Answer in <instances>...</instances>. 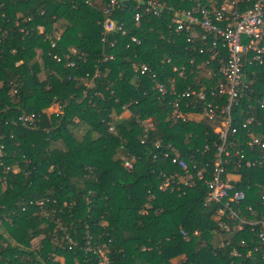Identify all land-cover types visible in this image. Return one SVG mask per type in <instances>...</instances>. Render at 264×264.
Here are the masks:
<instances>
[{"label":"trees","instance_id":"1","mask_svg":"<svg viewBox=\"0 0 264 264\" xmlns=\"http://www.w3.org/2000/svg\"><path fill=\"white\" fill-rule=\"evenodd\" d=\"M107 2L0 0V264H98L86 250L88 238L106 245V264H264L259 225L238 229L239 221L218 216L223 205L207 201L202 180L182 189L162 185L164 173L183 172L171 162L174 152L192 170L210 168L222 140L208 118L170 117L167 100L174 96L157 97L151 72L137 77L135 66L147 64L166 83L174 64L203 56L186 49L184 36L168 33L171 11L146 13L136 8L138 0H121L114 9L124 34L104 33ZM54 29L61 30L57 38ZM250 78V100L242 99L231 115L238 123L253 115L249 131L258 133L264 111L248 104L264 93V67H248ZM31 113V120L20 118ZM147 118L154 127L145 131ZM249 131L239 125L227 136L233 145L223 165L240 174L235 185L245 190L233 209L256 220L264 216V163L244 165L261 152L246 143ZM235 150L242 159L233 157ZM219 236L224 244L215 242Z\"/></svg>","mask_w":264,"mask_h":264},{"label":"built area","instance_id":"2","mask_svg":"<svg viewBox=\"0 0 264 264\" xmlns=\"http://www.w3.org/2000/svg\"><path fill=\"white\" fill-rule=\"evenodd\" d=\"M120 1L108 0L102 8L104 33L120 31L121 34H124L126 32L124 23H116L113 18L114 9ZM181 1L190 2L191 7L187 9L177 8L166 0H138L136 8L142 7L144 12L156 16H161L164 10L171 11L172 14L167 27L168 33L174 32L179 36H184L186 49L203 57L200 60L190 57L184 63L174 64L172 71L175 74L168 77L166 83L159 81L155 72H152L147 64H136L135 72L137 77L151 72L154 88L158 93L157 97L162 98L167 94L174 96L173 99L167 100L173 108L170 117L174 120H189L191 113H202L208 119H220V124L216 126V129L222 143L217 146V152L214 154V161L210 168H208V163H205L200 168L192 170L188 163L179 158L177 152H174L171 156V162L178 165L183 172L164 173L162 185L163 187L182 189L192 185L195 178L202 180L208 189L207 201L220 202L223 205V208L218 210V216L225 215L226 218L239 221L238 229L242 228V223L259 225L255 236L264 244V216L256 220H248L233 209V205H237L245 199V190L229 181L228 171L223 165L225 160L228 162L223 154L229 156L227 147L233 145V140H228L227 136H234L239 125L249 131V127L255 122L253 115L248 116L240 123L235 122L232 119L231 111L242 99L250 100L248 92L252 91L253 79L248 80V67H264V0H253L251 6H241L242 0ZM141 14L137 11L134 19L138 21ZM39 31L42 29L39 28ZM53 34L56 38L59 36L57 33ZM1 36L3 37V35ZM135 39L132 37L133 41L139 42ZM171 42L174 43L173 38ZM71 51H74L73 48ZM165 61L169 63L172 58H166ZM249 72L251 75L255 73L254 70ZM189 74L192 75V78L187 83L178 80L180 78L186 79ZM255 101L256 104L254 105L248 104L249 108L258 107L264 111V93L257 96ZM183 108L186 111H183ZM32 117L33 114L31 113L20 118L26 122ZM142 124L145 131L154 127V122L150 118L142 121ZM257 125L260 126L261 121L258 120ZM109 129L112 130L113 127L110 126ZM248 136V145L258 147L261 152L253 158H246L244 165L246 167L261 165L264 162V139L252 131H249ZM154 144L159 147V139H156ZM207 146L205 145L204 148ZM163 155L169 156L168 152H163ZM234 155L243 158L240 150H235L233 157ZM123 165L127 168L133 166L130 159H124ZM237 166L239 167V163ZM195 167L193 166V168ZM261 198L264 199V194L261 195ZM226 210L227 213L225 214ZM247 210L253 214L250 206L247 207ZM218 224L221 229L227 228L225 220H220ZM181 233L187 239L186 232L181 230ZM90 239L87 240L86 250L96 254L98 264H106L108 262L106 254L108 248L105 244L91 245ZM69 242L72 243V240ZM240 242L244 243V240H240ZM221 243L224 244L225 241ZM254 249L258 250L259 248L255 246ZM239 253L238 250H233V255H239ZM261 257L264 260V252H262Z\"/></svg>","mask_w":264,"mask_h":264},{"label":"crops","instance_id":"3","mask_svg":"<svg viewBox=\"0 0 264 264\" xmlns=\"http://www.w3.org/2000/svg\"><path fill=\"white\" fill-rule=\"evenodd\" d=\"M189 118H190L189 121L191 120V121H195V122H200V121L206 119L207 117L204 114H202V113H191V114H189ZM208 120L210 121V123L214 124V129L217 132L216 126L220 124V119L217 118V119H208ZM260 127L264 128V124L262 122H261ZM253 133L258 134L261 138L264 139V131H261V132H258V133L253 132ZM248 138H249V136H248ZM246 143L248 144V141H246ZM248 146L250 147V149H252V146H250V145H248ZM253 157H255V155L252 156V157L248 156L247 158H253ZM234 166L238 167L237 164H235ZM227 177L229 178L230 182L236 183L239 180V178H240V174L238 172L228 170ZM215 239H213V241ZM222 241H224L223 236H219V237H217V240H215L216 243L222 242ZM177 261L180 262V258L179 257H178V259L172 260L173 263H175Z\"/></svg>","mask_w":264,"mask_h":264},{"label":"rangeland","instance_id":"4","mask_svg":"<svg viewBox=\"0 0 264 264\" xmlns=\"http://www.w3.org/2000/svg\"><path fill=\"white\" fill-rule=\"evenodd\" d=\"M41 29H42V27H41ZM54 31H55L54 33H57V35H58V34L60 33L61 30H57V31H56V29H54ZM34 240H36V239H34ZM37 241H38V240L35 241V244L37 243ZM178 262H179V261H177V263H178Z\"/></svg>","mask_w":264,"mask_h":264}]
</instances>
